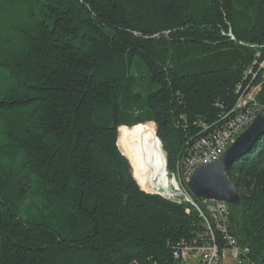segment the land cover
Returning a JSON list of instances; mask_svg holds the SVG:
<instances>
[{
    "label": "trees",
    "instance_id": "trees-1",
    "mask_svg": "<svg viewBox=\"0 0 264 264\" xmlns=\"http://www.w3.org/2000/svg\"><path fill=\"white\" fill-rule=\"evenodd\" d=\"M259 50L264 0H0V264H181L169 242L198 214L122 141L154 131L175 171ZM228 177L232 233L264 264V136Z\"/></svg>",
    "mask_w": 264,
    "mask_h": 264
},
{
    "label": "built area",
    "instance_id": "built-area-1",
    "mask_svg": "<svg viewBox=\"0 0 264 264\" xmlns=\"http://www.w3.org/2000/svg\"><path fill=\"white\" fill-rule=\"evenodd\" d=\"M263 85L264 51L259 50L237 85L234 107L224 111L214 125L203 124V132L186 141L177 157L175 188L188 194L186 212L195 210L200 220V228L192 236L169 242L174 260L181 264H222L228 250L234 257L245 258L248 253L232 233L230 204L196 198L189 184L198 168L217 161L258 115H264V104L257 99ZM133 264L139 263L134 260Z\"/></svg>",
    "mask_w": 264,
    "mask_h": 264
},
{
    "label": "water",
    "instance_id": "water-1",
    "mask_svg": "<svg viewBox=\"0 0 264 264\" xmlns=\"http://www.w3.org/2000/svg\"><path fill=\"white\" fill-rule=\"evenodd\" d=\"M262 136H264V115H258L217 161L204 165L195 171L189 184L193 195L199 199L225 201L230 205L240 206L241 195L237 184L228 177V171L235 159L247 153L250 147ZM159 141L161 142L160 139ZM154 193L164 195L161 192Z\"/></svg>",
    "mask_w": 264,
    "mask_h": 264
},
{
    "label": "bare ground",
    "instance_id": "bare-ground-1",
    "mask_svg": "<svg viewBox=\"0 0 264 264\" xmlns=\"http://www.w3.org/2000/svg\"><path fill=\"white\" fill-rule=\"evenodd\" d=\"M148 131L151 130L143 129V133L149 135L150 137L154 138L157 141L158 151L156 153L155 160L149 159L145 163H143V167L142 166H138V167L144 171V176L146 177L149 186L153 191L161 192L167 195L166 197L168 198L179 197L180 199L190 203V197L188 196V194L186 192H177V189L175 188V182L173 181V179L170 180L168 178V175L170 176L171 174H168L167 169L165 170L164 168L165 156L164 153L162 152L161 142L153 134L155 133L154 131H152L153 133ZM166 168H167V164H166ZM176 172H177V166L175 168V171L170 173L175 174Z\"/></svg>",
    "mask_w": 264,
    "mask_h": 264
},
{
    "label": "rangeland",
    "instance_id": "rangeland-1",
    "mask_svg": "<svg viewBox=\"0 0 264 264\" xmlns=\"http://www.w3.org/2000/svg\"><path fill=\"white\" fill-rule=\"evenodd\" d=\"M129 146H130V151H129ZM129 146H128L127 140L124 138L123 141H122V149H123L124 153L126 155H128L131 158V160L133 158L134 162L138 166H142V167H143V163H145L147 160H149V159L153 160L152 152L155 151V156H156V153L158 151V143H157V141L154 138L150 137L149 135L143 133L142 130L133 132L130 135V137H129ZM166 158H167V156H166ZM154 160H155V158H154ZM166 161L168 162V159ZM168 174H171L170 176L168 175V178L170 180H172L174 174L170 173L169 171H168ZM145 180H146V177H145ZM146 182H147V180H146ZM147 184L149 185L148 182H147ZM163 196H167V195L164 194ZM222 264H249V262L247 261L246 258L234 257L231 254V251L228 250L225 253V257L223 259Z\"/></svg>",
    "mask_w": 264,
    "mask_h": 264
}]
</instances>
